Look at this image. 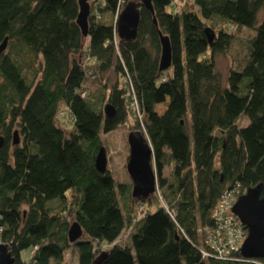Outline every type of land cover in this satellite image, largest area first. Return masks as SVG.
<instances>
[{
  "label": "trees",
  "instance_id": "1",
  "mask_svg": "<svg viewBox=\"0 0 264 264\" xmlns=\"http://www.w3.org/2000/svg\"><path fill=\"white\" fill-rule=\"evenodd\" d=\"M88 2L84 36L78 0H0V244L13 264H66L70 249L77 264L101 252L100 264H264L201 254L224 191L261 183L264 195V0H193L179 13L168 11L174 0H151L153 14L140 0ZM128 2L139 22L126 40L116 21ZM229 26L254 35L223 80L215 60L232 43ZM158 31L171 46L165 71ZM119 128L151 146L158 189L144 202L95 168L101 135ZM73 222L82 236L71 243Z\"/></svg>",
  "mask_w": 264,
  "mask_h": 264
},
{
  "label": "water",
  "instance_id": "2",
  "mask_svg": "<svg viewBox=\"0 0 264 264\" xmlns=\"http://www.w3.org/2000/svg\"><path fill=\"white\" fill-rule=\"evenodd\" d=\"M146 9L153 14L151 0H140ZM79 11L76 23L82 34H87L88 16L90 14L88 0H78ZM139 22V12L136 4L128 2L119 12L116 21V30L120 38L126 40L134 38ZM156 25V20L153 18ZM205 36L209 43L214 39L215 33L209 27L204 28ZM160 40L159 71L170 68L172 63L171 46L167 36L158 31ZM4 40L0 44V53L6 48ZM106 116L114 114L113 108L106 104L104 107ZM13 144L19 143L17 131L13 133ZM3 140L0 137V147ZM129 154L126 162V171L131 180V195L138 201H146L156 190V174L152 166V149L146 137L139 131H130L127 135ZM95 168L104 173L107 170V154L101 146L95 156ZM262 184L259 183L248 188L239 195L232 207V212L239 218L247 230V236L241 246L240 254L247 259L264 260V195H261ZM68 240L73 243L82 236V228L78 222H73L68 229ZM105 252H101L92 262L100 264L105 258ZM14 258L7 244H0V264H13Z\"/></svg>",
  "mask_w": 264,
  "mask_h": 264
},
{
  "label": "rangeland",
  "instance_id": "3",
  "mask_svg": "<svg viewBox=\"0 0 264 264\" xmlns=\"http://www.w3.org/2000/svg\"><path fill=\"white\" fill-rule=\"evenodd\" d=\"M193 0H174V2L168 7V11L172 13H179L185 7L191 6ZM262 13L259 14L258 20H261ZM225 30L230 32L233 36L232 43L223 55L216 57V69L221 74L223 80H225L230 69L240 70L246 59V45L249 38L254 35V31L249 28L243 27L241 29H235L231 26L226 27ZM115 77L113 74H109V81L113 82ZM158 112L164 110L163 105H158L156 107ZM61 122L68 120L65 116L58 117ZM247 119L241 117L238 121L239 126H244L247 124ZM63 125L68 126V122ZM131 130L125 128H119L113 132L102 134L101 138L103 140V147L106 150L107 154V169L111 172L113 178L117 182H124L131 184L130 177L126 171V162L129 154V147L127 144V135ZM169 170L164 168L163 176L168 174ZM157 179V178H156ZM157 181V180H156ZM156 189L157 182H156ZM156 191V190H155ZM135 213L140 215L141 208L137 206L135 208ZM128 237V232L124 231V234L120 236L119 242L124 241ZM106 248V246H103ZM28 254L27 251H23L21 255L26 257ZM76 254L73 249H70L65 254V263L66 264H77L76 263Z\"/></svg>",
  "mask_w": 264,
  "mask_h": 264
},
{
  "label": "built area",
  "instance_id": "4",
  "mask_svg": "<svg viewBox=\"0 0 264 264\" xmlns=\"http://www.w3.org/2000/svg\"><path fill=\"white\" fill-rule=\"evenodd\" d=\"M132 106L137 108L136 101ZM239 196V188L235 186L224 191L217 202L212 218L213 227L203 229V257H212L218 260H247L240 254L241 246L247 236V230L239 218L232 212V207ZM240 254V256H237ZM249 260V259H248Z\"/></svg>",
  "mask_w": 264,
  "mask_h": 264
}]
</instances>
